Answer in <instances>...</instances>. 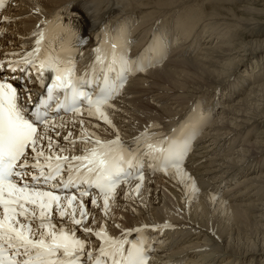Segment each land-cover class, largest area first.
Here are the masks:
<instances>
[{
	"label": "bare ground",
	"instance_id": "obj_1",
	"mask_svg": "<svg viewBox=\"0 0 264 264\" xmlns=\"http://www.w3.org/2000/svg\"><path fill=\"white\" fill-rule=\"evenodd\" d=\"M127 16L132 50L158 41L167 58L131 77L105 109L112 126L87 110L60 118L65 146L69 131L73 139L80 136L81 120L95 133L87 145L77 140L64 154H83L96 137L118 135L135 148L157 131L207 124L182 166L191 180H180L172 169L144 180L138 192L140 183L129 182L110 200L107 216L103 198L92 193L84 199V226L93 232L104 227L115 238L169 223L173 229L165 231L150 264H264V0H10L0 13V61L12 53L25 56L29 34L48 21L62 24L64 37L78 43L99 25ZM82 50L79 70L94 45ZM93 196L99 207L91 205ZM147 234L160 240V231ZM77 236L88 241L86 251L97 246L95 235Z\"/></svg>",
	"mask_w": 264,
	"mask_h": 264
},
{
	"label": "snow or ice",
	"instance_id": "obj_2",
	"mask_svg": "<svg viewBox=\"0 0 264 264\" xmlns=\"http://www.w3.org/2000/svg\"><path fill=\"white\" fill-rule=\"evenodd\" d=\"M4 6L5 0H0V9ZM39 35L36 47L21 60L8 61V66L15 71L21 64L31 65L38 79L45 70L54 72L47 98H38L29 116L17 88L0 82V264H147L145 251L139 244L132 243L126 249L125 244L129 243L126 239L108 236L104 227L93 232L84 226L88 216L84 199L89 197L90 190H99L102 211L107 216L121 177L138 179L141 183L136 191H139L144 180L142 164L137 162L135 175L129 171L134 167V156L131 153L125 156L118 135L110 141L96 137L94 146H86L83 154L65 155L74 149L77 140L87 145L95 133L85 129L81 120L77 139L72 138L70 131L62 137L71 146L68 147L61 143L59 131L65 124L50 118L51 102L57 99L54 93L63 90L64 101L57 104V111L63 108L82 115L79 105L86 103L89 116L112 126L105 109L111 107L109 101L116 89L105 74L95 98L81 91L74 64L53 52H42L43 33ZM116 47L111 44L112 49ZM103 60V56H97V61ZM116 63L113 56L108 70ZM120 63L123 66L129 62L122 59ZM3 67L0 62V68ZM28 100L31 101L30 95ZM164 143H148L149 153H162L163 170L167 173L174 169V174L183 180L187 177L182 168L187 146L167 141L168 147L164 148L161 146ZM192 188L196 190L194 181ZM90 203L99 207L95 196ZM77 232L84 237L95 235L102 241L98 255L86 251L88 241L78 237Z\"/></svg>",
	"mask_w": 264,
	"mask_h": 264
},
{
	"label": "rangeland",
	"instance_id": "obj_3",
	"mask_svg": "<svg viewBox=\"0 0 264 264\" xmlns=\"http://www.w3.org/2000/svg\"><path fill=\"white\" fill-rule=\"evenodd\" d=\"M263 35H264V32H263ZM251 37H252V36H251ZM252 39H253V37H252ZM256 71H257V70H256ZM262 72H263V71H261L260 74H262ZM250 74H251V73H250ZM251 75H252V74H251ZM263 78H264V77H263ZM263 78H261V79H263ZM261 111L264 112V106H262V110H261Z\"/></svg>",
	"mask_w": 264,
	"mask_h": 264
}]
</instances>
